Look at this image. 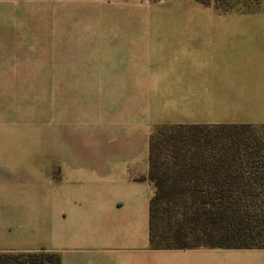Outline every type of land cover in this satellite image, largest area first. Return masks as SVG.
Instances as JSON below:
<instances>
[{"label": "crops", "instance_id": "obj_1", "mask_svg": "<svg viewBox=\"0 0 264 264\" xmlns=\"http://www.w3.org/2000/svg\"><path fill=\"white\" fill-rule=\"evenodd\" d=\"M0 93L73 111L48 155L0 150V252L60 264H264V249L156 250L158 125H264V7L197 0H0ZM52 122V121H51Z\"/></svg>", "mask_w": 264, "mask_h": 264}, {"label": "trees", "instance_id": "obj_2", "mask_svg": "<svg viewBox=\"0 0 264 264\" xmlns=\"http://www.w3.org/2000/svg\"><path fill=\"white\" fill-rule=\"evenodd\" d=\"M252 13L264 0H197ZM264 129L247 124L158 125L149 142L150 243L156 250L264 249ZM40 260L60 264L40 251ZM32 256V264H37ZM35 260V261H34Z\"/></svg>", "mask_w": 264, "mask_h": 264}, {"label": "rangeland", "instance_id": "obj_3", "mask_svg": "<svg viewBox=\"0 0 264 264\" xmlns=\"http://www.w3.org/2000/svg\"><path fill=\"white\" fill-rule=\"evenodd\" d=\"M229 1L236 9L246 6L243 0ZM4 7L0 4V24L8 20ZM51 97L50 93H0V150L48 155L51 149H55L56 135L59 137L57 148L68 147L65 139L61 140V135L67 132L66 122L57 119L69 118L77 108L65 109L61 116L51 118ZM33 255L37 256V264H49L47 260H40L45 258L39 256L40 251L0 252V264H32ZM47 255L54 256L49 252Z\"/></svg>", "mask_w": 264, "mask_h": 264}]
</instances>
